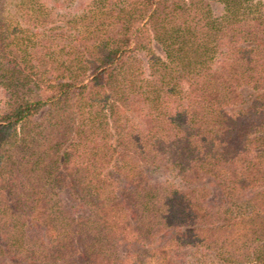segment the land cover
Instances as JSON below:
<instances>
[{"label":"trees","instance_id":"16d2710c","mask_svg":"<svg viewBox=\"0 0 264 264\" xmlns=\"http://www.w3.org/2000/svg\"><path fill=\"white\" fill-rule=\"evenodd\" d=\"M0 264H264V0H0Z\"/></svg>","mask_w":264,"mask_h":264}]
</instances>
